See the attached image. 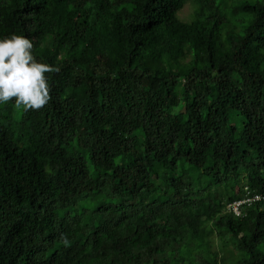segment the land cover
Wrapping results in <instances>:
<instances>
[{
    "label": "trees",
    "instance_id": "obj_1",
    "mask_svg": "<svg viewBox=\"0 0 264 264\" xmlns=\"http://www.w3.org/2000/svg\"><path fill=\"white\" fill-rule=\"evenodd\" d=\"M13 33L52 71L0 105V264H264V0H0Z\"/></svg>",
    "mask_w": 264,
    "mask_h": 264
},
{
    "label": "clouds",
    "instance_id": "obj_2",
    "mask_svg": "<svg viewBox=\"0 0 264 264\" xmlns=\"http://www.w3.org/2000/svg\"><path fill=\"white\" fill-rule=\"evenodd\" d=\"M51 71L52 68L35 58L33 43L27 36L13 33L0 38V105L11 101L24 111L43 108L50 99V85L45 74ZM241 200L244 201L235 210L233 206ZM257 200H262L261 196L253 194L226 208L239 214L241 204L249 205Z\"/></svg>",
    "mask_w": 264,
    "mask_h": 264
},
{
    "label": "rangeland",
    "instance_id": "obj_3",
    "mask_svg": "<svg viewBox=\"0 0 264 264\" xmlns=\"http://www.w3.org/2000/svg\"><path fill=\"white\" fill-rule=\"evenodd\" d=\"M178 16L183 20H190L192 18V5L189 2L185 4Z\"/></svg>",
    "mask_w": 264,
    "mask_h": 264
},
{
    "label": "built area",
    "instance_id": "obj_4",
    "mask_svg": "<svg viewBox=\"0 0 264 264\" xmlns=\"http://www.w3.org/2000/svg\"><path fill=\"white\" fill-rule=\"evenodd\" d=\"M248 200V199H247ZM244 200H241V201H237L236 203H235V205L233 206V208L235 209V210H238V205L241 203V202H243Z\"/></svg>",
    "mask_w": 264,
    "mask_h": 264
}]
</instances>
